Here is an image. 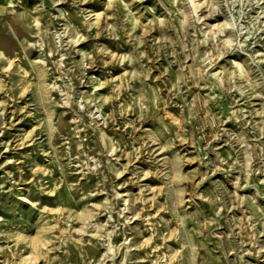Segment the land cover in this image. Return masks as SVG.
<instances>
[{"label":"rangeland","instance_id":"1","mask_svg":"<svg viewBox=\"0 0 264 264\" xmlns=\"http://www.w3.org/2000/svg\"><path fill=\"white\" fill-rule=\"evenodd\" d=\"M0 264H264V0H0Z\"/></svg>","mask_w":264,"mask_h":264}]
</instances>
